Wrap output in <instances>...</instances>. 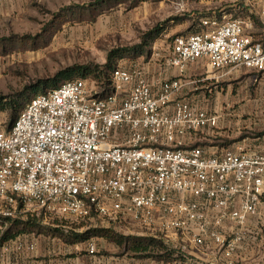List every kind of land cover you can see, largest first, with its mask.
<instances>
[{
  "label": "built area",
  "instance_id": "2783aa9c",
  "mask_svg": "<svg viewBox=\"0 0 264 264\" xmlns=\"http://www.w3.org/2000/svg\"><path fill=\"white\" fill-rule=\"evenodd\" d=\"M261 21L264 30V10ZM170 45L163 63L180 76L158 87L145 71L118 67L105 96L86 79L34 96L12 127L0 130V198L77 220L127 221L173 248L211 241L231 259L264 202V153L183 146L215 127L218 116L174 95L189 84L188 64L201 59L214 71L264 72V33L255 38L241 19L211 18ZM229 226L236 229L227 236ZM88 251L96 254L95 245Z\"/></svg>",
  "mask_w": 264,
  "mask_h": 264
},
{
  "label": "rangeland",
  "instance_id": "374dc122",
  "mask_svg": "<svg viewBox=\"0 0 264 264\" xmlns=\"http://www.w3.org/2000/svg\"><path fill=\"white\" fill-rule=\"evenodd\" d=\"M263 10L264 0H0V40H6L0 43V93L26 90L29 101L35 96L34 89L39 82L51 84L56 81L58 86L67 81L66 74L72 72H78L73 79H86L91 87L102 93L106 76H101L100 80L94 75L82 77L79 73H85L86 68L98 70L97 74L106 72L109 54L121 49L129 51L113 56L111 65L151 71V65L158 63L152 58L154 42L138 47L149 31L160 28L159 38L168 45L177 35L201 29L205 20L243 19L252 23L253 30L256 25L259 27L257 37L260 38L264 33ZM232 83H235L234 79L223 88L218 87L221 99L217 106L227 118L234 114L227 97L239 98L238 94H241L238 85L232 86ZM49 89L44 86L39 93ZM200 105L203 107L202 103ZM12 123L6 112H0V130H8ZM234 130L231 128L230 132ZM242 132L250 136L248 129L244 128ZM212 140L220 147H228L232 142L223 136ZM8 211L14 217L32 219L37 227L63 230L65 234L108 229L119 236L132 238L131 242H136L137 238L145 239L144 242L161 240L156 234L127 221L110 218L77 220L34 212L31 205L12 207L0 198V215ZM90 244L101 254L124 252L122 247L97 235L79 244L80 250L88 249ZM180 250L187 257L219 252L211 241L204 248Z\"/></svg>",
  "mask_w": 264,
  "mask_h": 264
},
{
  "label": "crops",
  "instance_id": "0c3cea01",
  "mask_svg": "<svg viewBox=\"0 0 264 264\" xmlns=\"http://www.w3.org/2000/svg\"><path fill=\"white\" fill-rule=\"evenodd\" d=\"M243 21L247 32L258 38L259 27L256 25V29L253 30L252 23ZM153 44L152 58H155L158 63L148 64L151 65V71L146 70L145 73L148 80L158 87L160 81L178 78L180 73L177 68L167 67L163 63L162 57L169 52L171 45H167L161 38H157ZM157 52L160 54L159 57L155 56ZM233 79L235 83H232V86L238 85L241 94H238L239 98L227 97L234 111L231 118H227L225 114L220 113V108L217 106L218 100L221 99L218 87L223 88ZM184 80L189 84L174 95V100H183L195 109L216 115L218 122L215 127L206 126L185 138L182 141L183 146L202 147L211 154L224 150L234 151L239 148L252 154L264 153V72L258 73L244 68L214 71L208 66L207 60L201 59L188 64ZM199 102L203 104V107H200ZM212 104H215V107ZM231 128L235 130L230 132ZM244 128L249 130L250 136L243 134ZM217 136H223L226 140L232 141L229 142L230 146L215 145L212 139ZM235 229L236 226L227 227V236H230ZM243 231L246 234L231 259L225 258L220 248L213 244L220 253L210 252L202 253L203 256H190L187 263L264 264V202L258 206L256 215L249 218ZM19 242L26 247L21 252L15 249L16 243ZM31 245L33 249H28L27 247ZM7 247L10 250L7 251ZM80 249L79 244H66L59 238L49 235L23 234L15 240L0 244V264H176L134 257L126 251L122 254H101L99 251L96 254H90L88 249Z\"/></svg>",
  "mask_w": 264,
  "mask_h": 264
},
{
  "label": "trees",
  "instance_id": "16d2710c",
  "mask_svg": "<svg viewBox=\"0 0 264 264\" xmlns=\"http://www.w3.org/2000/svg\"><path fill=\"white\" fill-rule=\"evenodd\" d=\"M201 29L181 34V35H188L192 33H196L200 31ZM162 30L160 28L153 29L145 34L144 38L142 39L141 46H138L139 48L142 47V45H148L150 42H154L159 36L161 35ZM6 40L2 39L0 40V43H4ZM129 50L121 49V50H113L111 54L108 56V62L106 63V72L100 71L97 74L98 70H91L89 68H86V72L82 73V77H87L89 75H94L95 78H98L101 80V76H106L105 82H103L104 90L102 93H100L101 96L107 95L112 87V73L113 71L121 67V65L113 66L111 65V60L113 56H119L123 52H127ZM118 53V54H117ZM88 69V70H87ZM78 73V72H76ZM75 72L66 74L67 80H72ZM79 79V78H77ZM83 79V78H80ZM61 84V83H60ZM59 84V85H60ZM58 85V86H59ZM48 87L51 89H54L57 86V82L53 81L51 84H46L45 81L39 82V84L36 85L34 94L35 96L40 94V90L42 88ZM47 90V91H49ZM47 91L41 92L45 93ZM33 98V97H32ZM31 98V99H32ZM29 99V101L31 100ZM28 96L27 91L23 90L18 93H10V94H1L0 93V112H6L9 116V119L13 123L21 113V111L24 109V107L27 105ZM13 123L11 124L10 128L12 127ZM9 128V129H10ZM8 129V130H9ZM44 234L49 235L51 237H56L62 240L66 244L74 245V244H81L87 242L92 236H101L104 237L111 242L117 244L119 247H122L124 251L132 253L134 257L138 258H147V259H153L156 261H162L165 263H173L176 264H189L187 263V260L189 257H187L186 254L181 252L179 248H173L169 246L162 238L161 240L157 241L156 239H147V242H144L145 239L143 238H137L136 242H131L132 238L130 237H123L119 236L116 233L108 230H96V232H82L77 234H65L63 230H54L47 227H37V223L33 222L32 219L27 218H21V217H4L0 215V244H4L7 242H10L12 240H15L17 237H20L23 234Z\"/></svg>",
  "mask_w": 264,
  "mask_h": 264
}]
</instances>
